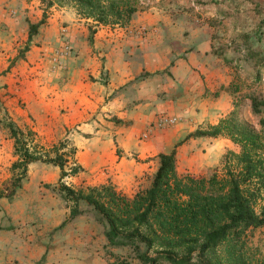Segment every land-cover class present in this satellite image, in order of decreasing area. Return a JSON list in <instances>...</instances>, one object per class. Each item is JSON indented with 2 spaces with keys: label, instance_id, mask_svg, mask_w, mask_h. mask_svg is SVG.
I'll list each match as a JSON object with an SVG mask.
<instances>
[{
  "label": "crops",
  "instance_id": "1",
  "mask_svg": "<svg viewBox=\"0 0 264 264\" xmlns=\"http://www.w3.org/2000/svg\"><path fill=\"white\" fill-rule=\"evenodd\" d=\"M171 12L162 7L144 9L136 12L126 27H95L73 9L60 8L45 13L44 23L28 41L29 24L42 19V10L35 9L32 2L0 0V169L5 180L10 179L17 156L14 140L2 123L4 118L24 133L33 132L38 147L49 149L67 140L75 149L74 163L71 159L69 163L82 170L65 179L87 186L108 181L113 184L129 174L135 179L144 169L139 159L147 153L168 152L163 147L172 143L175 133L142 143L132 131L135 125L144 128L156 115L167 112L195 123L190 133L198 126L216 124L232 109L226 91L230 80L213 69L216 57L210 41H199L198 28L177 25L176 15L190 17L186 12ZM64 24L67 33L60 37ZM66 45L70 53L52 62ZM25 47L23 58L16 59ZM198 139L207 138L190 140ZM119 147L127 157L139 153L137 160L119 158ZM57 182L42 181L40 186L52 189L49 184ZM81 209L82 214L69 220L66 206L63 215L64 221H77V231L83 224L80 217L95 221L87 206ZM52 216V228L56 229L62 217ZM26 240L24 251L31 263L48 264L52 255L47 248L54 242L46 243L32 233ZM78 242L72 235L70 243Z\"/></svg>",
  "mask_w": 264,
  "mask_h": 264
},
{
  "label": "trees",
  "instance_id": "2",
  "mask_svg": "<svg viewBox=\"0 0 264 264\" xmlns=\"http://www.w3.org/2000/svg\"><path fill=\"white\" fill-rule=\"evenodd\" d=\"M54 4L72 8L79 18L90 19L95 27H126L136 12L144 10L142 0L46 2L47 7ZM45 18L43 13L38 23L29 24L28 41ZM229 46L233 51L243 49L242 59L250 70L238 64V59L225 57L223 50L213 51L215 57L237 68L242 76L226 88L232 109L216 124L197 128L176 142L171 151L159 153L147 187L127 196L110 181L79 188L68 186L63 180L82 170L69 165L65 150L68 141L58 142L44 154L34 143L33 132L24 133L4 118L2 123L14 140L17 159L11 165L10 179L0 189V199L12 201L29 164L50 163L60 170L55 190L69 208V220L84 212L79 207L83 203L103 228L106 264H264V256H253L249 246L251 233L264 229V135L240 119L246 106L253 116H260L264 109V54L247 46V35ZM26 49L16 59L23 58ZM259 124L263 126L264 120L260 119ZM218 137L229 139L239 149L238 153L224 154L221 173L196 177L178 172L176 153L182 144L190 139ZM116 250H125L127 255Z\"/></svg>",
  "mask_w": 264,
  "mask_h": 264
},
{
  "label": "rangeland",
  "instance_id": "3",
  "mask_svg": "<svg viewBox=\"0 0 264 264\" xmlns=\"http://www.w3.org/2000/svg\"><path fill=\"white\" fill-rule=\"evenodd\" d=\"M21 1L28 5L32 2L35 9L37 6L38 10H42V13L57 11L60 8L72 9L56 4L47 7L46 2L48 0ZM142 4L146 11H156V8L162 7L168 13L174 11L184 14L186 12L185 14L190 17L176 15L179 27L184 29L198 28L196 37L199 41H210L212 54L213 51L223 50L225 57L238 59V64L243 67H247L242 59L243 49L233 51L229 46L235 40L240 39L242 35H247V46L264 54V0H201V4H198L197 0H180L175 4H169L168 0H142ZM62 29H65L63 34ZM67 29L65 24L60 27V37L67 33ZM214 63L213 69L217 74L227 78L228 81L230 80V84L238 81V76L241 75H239L237 68L231 67L218 57ZM246 69L249 70L248 67ZM261 93L264 96V85ZM161 116H173L178 121L174 125L159 128L155 122ZM240 119L256 131H263L264 135V125L259 124L260 119L264 120V109L260 116H253L246 106L240 112ZM103 122L104 124L108 123L105 120ZM194 125L195 123L185 122L181 117L163 112L156 115L144 128L135 125L132 131L135 135H139L138 139L142 143H148L171 132L175 133L172 143L163 147L165 151L169 152L173 144L180 139L182 140ZM49 149L40 147L44 154L49 153ZM178 149V172L190 173L196 177H210L214 171L221 173L224 154L229 151L235 153L239 151L238 147L225 137L188 140ZM65 150L68 152V162L71 159L74 163V147L69 145ZM117 150L118 157H124L126 160L133 157L137 160L136 156L139 155V153H132L134 155L129 154L130 157H127L122 147ZM139 161L144 165L140 176L133 179L130 174L124 175L123 178H117L113 182L117 190L127 196H132L136 190L147 187L158 165L157 155L153 153H147ZM58 178L59 170L54 165L40 162L32 163L29 166L28 177L23 180L22 186L17 190L13 200L0 199V264H32L28 252L24 251L28 245L26 239L29 233L38 238L43 237L46 243L54 242L53 246L47 248L48 255H52V258H47L48 264H105L106 261L103 260L105 259L103 248L105 239L102 227L92 219L80 217L79 223L82 222L83 224L79 226L77 231V221L63 220L67 205L55 190L57 183L49 184L52 189L40 186L42 181H57ZM7 182L8 180L4 179V174L0 169V189ZM63 182L73 188L84 187V185H78V187L66 179ZM79 207L84 208L86 206L81 203ZM53 213L62 217L61 224L64 221V224H60L61 226L59 225L56 229L52 228L55 221L52 216ZM41 218H44L43 223H41ZM72 235L74 238H78V244L72 245L70 243ZM249 246L253 256H264V229H256L251 233ZM114 252L127 255L125 250ZM133 264L138 263L133 262Z\"/></svg>",
  "mask_w": 264,
  "mask_h": 264
},
{
  "label": "built area",
  "instance_id": "4",
  "mask_svg": "<svg viewBox=\"0 0 264 264\" xmlns=\"http://www.w3.org/2000/svg\"><path fill=\"white\" fill-rule=\"evenodd\" d=\"M62 34L65 33V29H62ZM69 46H63L61 54H59V56L57 55L56 57L52 58V62L57 63L59 61V58L61 55H63L64 53L68 54L69 53ZM177 118L173 117V116H161L159 118H157L155 125L159 128L162 127H167V126H171L176 124L177 122Z\"/></svg>",
  "mask_w": 264,
  "mask_h": 264
}]
</instances>
